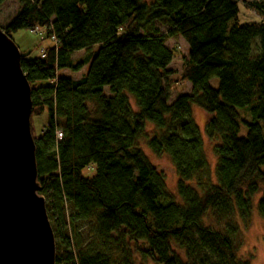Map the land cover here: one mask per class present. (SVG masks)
Returning <instances> with one entry per match:
<instances>
[{"label":"trees","instance_id":"1","mask_svg":"<svg viewBox=\"0 0 264 264\" xmlns=\"http://www.w3.org/2000/svg\"><path fill=\"white\" fill-rule=\"evenodd\" d=\"M239 1L20 0L0 25L8 35L41 27L44 37L56 38L43 55L20 51L31 114H49L33 138L54 264H134L137 253L156 264H249L237 256L236 223L223 231L203 223L209 211L223 220L237 210L247 221L264 186V0H243L259 17L245 23L237 18ZM156 23L168 27L165 35ZM173 35L188 44L180 80L192 90L170 100L173 53L164 38ZM81 67L79 78L60 74ZM191 104L204 110L206 135L221 138L213 147L217 183L201 194L184 183L210 178ZM147 123L155 127L151 134ZM143 139L152 152L169 154L182 202L141 151ZM90 167L94 174L84 176ZM257 202L264 219V194Z\"/></svg>","mask_w":264,"mask_h":264},{"label":"water","instance_id":"2","mask_svg":"<svg viewBox=\"0 0 264 264\" xmlns=\"http://www.w3.org/2000/svg\"><path fill=\"white\" fill-rule=\"evenodd\" d=\"M20 55L0 28V264H54L31 135V88Z\"/></svg>","mask_w":264,"mask_h":264},{"label":"rangeland","instance_id":"3","mask_svg":"<svg viewBox=\"0 0 264 264\" xmlns=\"http://www.w3.org/2000/svg\"><path fill=\"white\" fill-rule=\"evenodd\" d=\"M20 0H6V2L0 8V25L5 26L7 22L13 18L16 14L17 10L20 8L19 4ZM251 1V0H248ZM238 7V14L237 18L239 22L245 23L247 21H255L258 20L259 17L256 14L247 8L244 5L243 0L239 1L237 4ZM156 27L159 32L166 34L168 27L162 23H156ZM10 38L16 44L18 50L22 51L24 54H29V56H36L41 53V48L51 44L50 39L44 37V32L40 31V33H35L30 29H18V31L10 32ZM164 43L170 49L171 53H173V58L171 61V65L169 66V77L166 79L167 86L170 92V100L174 99V96L190 92L192 90V86L189 82L180 80V73L182 70V62L183 56L187 54V45L186 42L183 41L178 36H166L164 38ZM96 47V46H95ZM95 47H92L91 50H94ZM89 51H76L72 54L71 58L73 61L77 62L84 58L85 54ZM86 68L81 67L80 70H70V69H63L60 72L61 76H67L71 79L79 78L84 72ZM210 84L213 87H217V80L212 78L210 80ZM105 93L108 95L109 92L107 90ZM128 99H130V105L132 106L133 110H137L136 101L133 96L126 92ZM191 117L195 121L198 129L200 130V135L203 139V150L206 161H208L209 165V172L210 178L201 179V176L190 178L184 183L187 186L193 187L198 194H201V189L206 188L207 186L211 185V183L216 184V174H215V166L217 163V157L214 153L213 147L217 144L221 143V138L219 139H212L205 133V123L207 117L204 113V110L199 107L197 104H191ZM242 111L243 108L238 109V111ZM248 111V109H247ZM247 120H250L249 118ZM49 122V114L47 110L40 114L33 113L30 119L31 125V135L38 136L41 134L42 130ZM241 131L240 135L244 134L246 130V126L241 122ZM154 125L151 123H147L146 131L149 134L152 133ZM143 140H140V147L141 151L145 153L146 157L148 158L149 162L152 163L158 171H160L164 175V185H166V190L174 197L175 202L179 203L182 202L180 195L177 193V182H178V174L173 166V163L170 160V156L167 152L163 154H157L156 152H152L147 143ZM83 175L86 177H90V175L94 174V170L92 167L86 168L83 170ZM200 181L201 188L198 186ZM264 194V186H261L259 192L255 194V196L251 199V216L246 221L242 219L240 214H238L237 210L232 212V215L228 218H224L223 220L217 219L215 216L210 215V211L207 213V216L203 218V223L207 226H213L218 230L223 231L225 228L226 223L234 224L236 223L239 227V235L242 239V244L239 246V250L237 251V256L249 259V264H264V219L261 217L260 213H258V199L263 196ZM85 238L87 236L85 235ZM115 256H118L119 259L122 258L119 252H115ZM134 264H156L152 262L151 259H142L140 255H135L133 259Z\"/></svg>","mask_w":264,"mask_h":264},{"label":"built area","instance_id":"4","mask_svg":"<svg viewBox=\"0 0 264 264\" xmlns=\"http://www.w3.org/2000/svg\"><path fill=\"white\" fill-rule=\"evenodd\" d=\"M33 32H35V33H40V31H44L41 27L39 28V27H35L33 30H32ZM55 37H53V36H51V38H50V40H53V41H55ZM43 53H44V50L43 49H41V55H43ZM59 136H61L60 135V133L58 132L57 133Z\"/></svg>","mask_w":264,"mask_h":264},{"label":"crops","instance_id":"5","mask_svg":"<svg viewBox=\"0 0 264 264\" xmlns=\"http://www.w3.org/2000/svg\"><path fill=\"white\" fill-rule=\"evenodd\" d=\"M178 37H180V36H178ZM181 38V37H180ZM181 39H183V38H181ZM184 41V40H183ZM185 42V41H184ZM186 45H187V50H188V44L186 43Z\"/></svg>","mask_w":264,"mask_h":264}]
</instances>
